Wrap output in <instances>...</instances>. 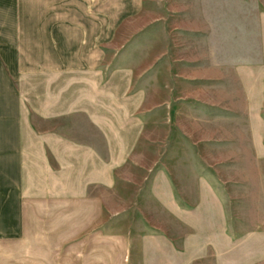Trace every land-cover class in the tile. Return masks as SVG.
Instances as JSON below:
<instances>
[{"label":"rangeland","instance_id":"obj_1","mask_svg":"<svg viewBox=\"0 0 264 264\" xmlns=\"http://www.w3.org/2000/svg\"><path fill=\"white\" fill-rule=\"evenodd\" d=\"M102 64L105 102L131 83L103 124L136 116L134 145L113 153L104 138L102 185L75 182L78 153L40 179L0 263L138 264L141 235L162 231L199 254L190 264H264V0H141Z\"/></svg>","mask_w":264,"mask_h":264},{"label":"crops","instance_id":"obj_2","mask_svg":"<svg viewBox=\"0 0 264 264\" xmlns=\"http://www.w3.org/2000/svg\"><path fill=\"white\" fill-rule=\"evenodd\" d=\"M140 5L141 0H0V234L23 232L25 201L40 190V179L49 184L57 170L64 176L72 169L68 155L79 154L75 182L84 189L104 184V160L97 154L104 152L105 137L109 152L131 150L138 131L130 124L137 117L112 121L107 130L102 108L108 101L127 102L121 94L129 91L130 78L123 75L105 102L102 63L105 42ZM73 116L84 122L80 134L72 133ZM183 241L145 232L137 263L190 264L199 254ZM18 261L0 264H28Z\"/></svg>","mask_w":264,"mask_h":264}]
</instances>
